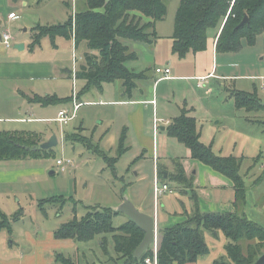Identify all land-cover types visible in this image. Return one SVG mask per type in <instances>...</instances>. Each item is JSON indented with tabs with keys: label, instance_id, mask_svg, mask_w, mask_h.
I'll use <instances>...</instances> for the list:
<instances>
[{
	"label": "rangeland",
	"instance_id": "rangeland-1",
	"mask_svg": "<svg viewBox=\"0 0 264 264\" xmlns=\"http://www.w3.org/2000/svg\"><path fill=\"white\" fill-rule=\"evenodd\" d=\"M87 1L26 0L15 2L14 0H0V34L9 32L12 37L11 44L32 41L33 28L39 25L54 26L63 24L68 19V15L86 10ZM180 1H166L167 15L157 23L158 33L161 37L152 48L147 46V50L157 58L158 64H161L163 58L165 62L172 58L175 61V68L186 73L194 70V55H188L186 58L180 59L172 53V36ZM66 3H69V7L66 6ZM12 11L19 16L14 22L9 21V14ZM212 33H215V31L208 33V40ZM43 42L47 45V49L52 50L50 48L52 43L49 38H45ZM68 45L70 44L67 42L63 44L64 51L61 49L60 52H64L63 56L70 54L69 67L67 68L70 69L72 50L66 51ZM84 51L85 48L81 47L78 56H84ZM129 64L130 62L127 63V65ZM219 66L225 68L227 73L240 77L232 81L221 80V87L218 80L192 81V84L187 82L169 84L166 80L158 81L155 88L156 94L157 85L165 81L166 83L161 84L159 88V96H163L166 92L170 95L168 100L162 101L159 99L160 107L163 108L160 114L164 118H172L171 112L173 111L171 108L174 106L170 101L180 104L182 100H189L191 104V99L194 100L193 104H196L197 112L195 115L198 129L201 132L202 143L207 146L211 145L217 156H233L240 160V175L245 182L246 204L240 208L238 207V213H245L250 220L264 227V165L262 164L264 157V109L259 112H248L245 108L238 109L235 106L234 98L231 96L233 90L247 93L256 90L260 102L264 103V80L261 79V77H264V33L257 37L253 45L244 42L239 52L219 54ZM153 73L152 70L150 75L156 79V74ZM68 80L72 87V81ZM66 82L67 80H65ZM198 83L201 84L200 87L197 85ZM82 84L84 82L79 80L76 89L80 90ZM140 85H142L141 90L145 92V82ZM112 87V84H108L105 86L104 92L93 89L84 94L82 102L95 103L82 104L81 109L76 113V118L67 126H62L56 122L48 126L33 124L37 132H45L46 135L51 136L56 135L59 143L53 148L54 157L33 160L36 162H33L31 166L24 164V167L28 166L32 169L41 167L44 171L43 175L22 180L17 188L19 193L13 194L19 196H13L11 206L6 211L8 212L7 216L11 219L12 234L3 233L10 237V242L14 239L19 248L26 245L28 249L36 242L34 245V250H36L38 245L46 244L47 239L51 234H55L62 224L71 221L75 215L78 218L83 217L89 209L88 207L113 208L116 210L124 198L131 200L139 211L144 212V210H147L153 216L156 215V210L160 217L166 216L168 213L173 215L176 213L182 216L185 210L188 211L187 203L192 200V189L185 188L184 185L171 180L168 183L172 192L160 197L155 202L153 161L148 157L146 160L141 159V152L136 148L133 147L134 149L119 158L114 172L106 160L93 153L94 147L87 148L80 141L64 140L66 133H79L81 131V134L88 138L90 145L96 146L110 157L116 156L119 135L118 131L113 130L115 126H113L110 118L117 111V108L105 103L113 99L110 92H106L111 90ZM72 108V104L65 107L69 111H72ZM161 115H158V117L163 119ZM81 126L85 128V131L77 129ZM109 129L114 131V135L108 134L106 139L101 142V137ZM31 130L33 131V129ZM174 141L172 142L174 145H170L169 148L165 149L164 146L161 149L160 146V153L163 155L162 163L166 165L168 171L171 172L170 174L175 173L178 163L182 166L183 164L182 160L175 161L176 166L171 171L168 166L173 165L169 158L181 156L180 154L186 149L179 142ZM57 159H70L72 164L66 166L63 171L62 167L57 165ZM137 159L139 161L134 164ZM29 160L31 161V159ZM146 174L147 177L145 178ZM180 187H183L188 195L182 193ZM221 191L223 192L221 198L225 200L229 193L225 190ZM53 197L66 199L63 208L59 201V203L52 204L50 202L42 207L39 206L43 199ZM120 200H122L121 203H119ZM190 207L192 209L193 206L190 205ZM43 209L46 210L47 214L44 213ZM23 210L22 221L20 220L19 223L13 221V217L17 213L23 212ZM127 220L128 218L121 214L114 219V226L118 227ZM204 233L210 250L207 255L199 257L195 264H215V261L226 257L225 246L228 244V239L222 231H218L217 234L209 231ZM106 237L105 250L102 248V240L95 238L89 242L75 241V244L60 247L55 249V252L63 253L66 257L72 258L76 264H100L110 258H116L112 235L109 234ZM158 239H160V236H158ZM254 242H241L243 252L246 253L248 246ZM158 245L159 241L157 247ZM152 248L154 249V246ZM39 255L45 259L47 264V254L39 253Z\"/></svg>",
	"mask_w": 264,
	"mask_h": 264
},
{
	"label": "trees",
	"instance_id": "trees-1",
	"mask_svg": "<svg viewBox=\"0 0 264 264\" xmlns=\"http://www.w3.org/2000/svg\"><path fill=\"white\" fill-rule=\"evenodd\" d=\"M23 2L26 0H14ZM167 0H88L87 8L70 14L66 22L54 26H36L33 28V42L30 50L40 46L45 38L51 40L56 48V40L74 39L76 46L86 43L88 51L84 65L76 76L86 84L81 90V96L93 89L102 91L105 84L120 82L124 96L133 98L141 83L156 84L159 79L151 77L152 69L137 73L127 67L128 62L140 59L139 54L131 49V43L153 45L159 39L156 23L167 15ZM69 7V3H66ZM249 17V23L239 26L244 18ZM220 32L217 37V54L239 52L243 43L253 45L257 37L264 33V0H181L175 20V30L172 36V53L180 59L189 54L206 51L208 33ZM131 42V43H130ZM92 52H97L93 54ZM154 80V81H153ZM141 82V83H140ZM154 82V83H153ZM141 89V88H140ZM238 109L245 108L248 112L264 109L255 92H239L233 90ZM30 102L42 106L63 105L71 102L69 98L55 96L42 97L35 95ZM190 111L182 110L166 128L169 137L183 144L191 153L192 159L211 167L234 183L235 205L240 208L246 204L245 182L240 175V160L236 157L217 156L212 146L201 141L197 119L189 115ZM66 141H80L87 148H93V153L108 162L115 172V165L127 151L126 131L120 138L116 156L110 157L90 145L88 138L79 133H66ZM41 133L33 131H0V161L10 160H41L55 156L54 150L34 151L43 143ZM158 176L162 181H174L185 188H194V178L186 175L184 167L178 163L175 173L166 178L163 169L158 167ZM194 192V191H193ZM194 212L187 220L160 230L158 245V264H189L195 263L199 257L209 253L205 240V231L217 234L222 231L228 239L225 246L226 257L215 261V264H254L264 252V227L250 220L245 214L236 213H203L198 207V198L192 195ZM66 202L63 197L43 199L39 206L52 202ZM86 214L62 224L55 232L56 239H72L77 242H89L95 238L102 240L105 250L107 235L111 234L116 258H110L100 264H146V259L154 257L150 248L140 259L134 258V252L145 237V232L132 221L127 220L120 226H114V219L122 213L113 208L88 207ZM44 213L47 214L46 210ZM23 212L13 217L19 222ZM0 231L10 229L11 219L1 214ZM255 241L243 252L241 242ZM56 264H76L72 258L56 253Z\"/></svg>",
	"mask_w": 264,
	"mask_h": 264
},
{
	"label": "crops",
	"instance_id": "crops-1",
	"mask_svg": "<svg viewBox=\"0 0 264 264\" xmlns=\"http://www.w3.org/2000/svg\"><path fill=\"white\" fill-rule=\"evenodd\" d=\"M11 13L14 12L12 11L10 14ZM9 21L14 22L15 20L9 19ZM157 23L156 30L158 33ZM219 34L220 32L218 33L216 30L215 33H212V36L208 40L206 51L199 52L197 54H189L190 56L194 55L195 66L193 72L188 71L184 73L183 71L176 69L175 61L172 58L168 59L166 62L163 58L161 64H158L157 58H155L152 52L147 50L148 45H144L142 43H131V49L139 54L140 59L130 62L127 67L132 68V70L136 71L137 73L145 71L146 68L150 67L154 71L153 74H156L155 78L157 77L158 79L160 76L156 73L157 68H170L172 79L166 80L169 84H181L184 82L192 84V81L203 82L208 80H218L220 83L219 86L221 87V80L232 81L240 76L227 73L225 68H221V66H219V54L216 52V43ZM2 35L0 34L1 37ZM158 35L160 38L161 35L159 33ZM43 40L40 46H37L32 51L30 50V45L32 44L33 40L29 42H23L25 45L24 50L18 51L15 49V45L22 42H15L11 47H6L2 43V39H0V44L3 45L0 47V131H32L31 129H33V132H37L33 124H45L48 126L52 125L54 122L58 123L56 119L62 110H68L65 109L67 105L71 106L72 104V111H68L70 115L75 113V117L71 120L73 121L76 118V113L81 109L82 104L95 103H91L89 101L82 102V98L84 96H81V90L86 84L84 81L82 88L80 90L76 89V84L79 81L76 74L80 67L84 65L85 55L87 52H89L87 44L81 43L76 46L73 38L70 40L58 38L56 40L57 47L55 48L52 45V47H50L52 50H49L47 49V45H45ZM66 42L70 44L67 46L66 51L69 49L72 50V64L70 65V69H67L69 67L68 61H70V54L63 56L64 52H60L61 49L64 51L62 46ZM157 42L153 45H156ZM153 45L148 47L152 48ZM81 47L85 48V51L84 56L79 57L78 52ZM92 53L97 54V52ZM67 78L72 81V87L68 83L69 80ZM263 78L264 77H261V79ZM65 80H67L66 83ZM164 83L166 82L162 81L157 85L156 94V84H151L150 81H148V83H145V92L139 88L137 92H134L133 98L130 99L124 96L122 93V86L119 82L111 83L113 86L112 89L106 91L110 92V95L113 96V99L105 103L117 108V111L113 113L110 121L112 122L113 126H115L113 130L118 131V141H120L123 132L126 131V147L128 148L127 152L136 148L141 152V159L146 160L147 157L149 159L151 158L153 161L154 180L155 175L159 174L158 167L163 169L165 178L171 173L168 171L166 165L162 163L163 155L160 153V146L161 149L164 148V146L165 149L169 148L170 145H174L172 142L176 140L168 136L166 131L167 125L163 124L157 135H155L154 132L153 120L155 111L157 114L159 113L158 115H161L160 111L163 110V108L160 107L159 99L165 101L170 97L167 92L163 96H159V88L161 84ZM106 85L108 84L104 85V88L101 92L105 91ZM197 85L199 87L201 86L199 83ZM35 95L42 97L55 96L62 99L69 98L71 99V102L63 105L42 106L30 102L29 98L32 99ZM166 95L168 96L166 97ZM153 101H156V105H153ZM193 101L194 100L191 99L192 105L189 103V100H182L180 104H175L170 101V103L174 106L171 108L173 111L171 112V115H173L172 118H164L162 115L161 117L171 122L180 116L182 110L186 109L187 111H190L189 115L197 119L195 115L197 113L196 104L194 105ZM75 104H79V108L76 110V112H74ZM70 122L62 126H67L70 124ZM25 127L29 129H26ZM77 129L85 131L83 126ZM114 131H112V129L106 131L101 137L100 141H104L108 134L114 135ZM37 133H41L45 141L51 137V135H46L45 132ZM179 144L181 143L179 142ZM181 145L184 146L183 144ZM180 155L181 156H177L172 159L169 158V161L173 166L168 167L172 171L176 166L175 161L182 160L186 175L189 178H194L195 189H192V195L193 193L197 195L198 207L201 212H238L237 209L239 208H237L235 205L236 194L234 183L229 178L213 170L211 167L201 163L200 161L192 159L191 153L187 148L184 149L183 153ZM138 161L139 160L137 159L134 164ZM33 162L36 161H33V159H31V161L29 159L0 161V215H8V212L6 211L11 206L13 196H19L13 194L19 193L17 188L22 180L31 178L33 176L35 177L38 175H43L44 171L41 167L36 169L29 168L28 166L24 167V164L31 166ZM52 174H54V172H52ZM146 177L147 174L145 178ZM162 183L169 185L168 181H162ZM221 190H225L229 193L225 200L221 198V193H223ZM180 191L188 195V192L183 187H180ZM121 201L122 200H120L119 203H121ZM187 204L189 212L185 210V213L182 216L176 213L175 215L168 213L166 216L164 215L160 217L157 214V239L158 236H160L159 233L161 229L186 221L188 216L194 212L195 206L193 198ZM190 205L193 206L192 209ZM144 212H146V214L152 215V213H149L147 210H144ZM3 232L12 234V224L10 229L5 228L0 231V264H46L45 259L39 255V253H46L48 262L47 264H54L55 255L56 253H59L55 252V249L75 244V241L72 239H56L55 235L51 234V236L47 239V243L44 245H38L36 250H34V245L36 242H34L32 247L28 249L26 245L19 248L16 241L13 239L10 242V237L4 235Z\"/></svg>",
	"mask_w": 264,
	"mask_h": 264
},
{
	"label": "water",
	"instance_id": "water-1",
	"mask_svg": "<svg viewBox=\"0 0 264 264\" xmlns=\"http://www.w3.org/2000/svg\"><path fill=\"white\" fill-rule=\"evenodd\" d=\"M249 23V17L246 16L239 26ZM0 39L2 37L0 36ZM25 45L23 43L16 44L15 49L18 51L24 50ZM264 106V103H262ZM58 137L52 135L47 141H44L40 145L33 147L34 151H47L53 149L58 145ZM117 212L124 214L128 220L136 224L141 230L145 232V237L141 244L134 252V258L140 259L150 248L154 246L157 241V219L156 215L152 216L141 212L137 209L134 203L128 198H124L122 203L117 207ZM254 264H264V254Z\"/></svg>",
	"mask_w": 264,
	"mask_h": 264
},
{
	"label": "built area",
	"instance_id": "built-area-1",
	"mask_svg": "<svg viewBox=\"0 0 264 264\" xmlns=\"http://www.w3.org/2000/svg\"><path fill=\"white\" fill-rule=\"evenodd\" d=\"M19 16L16 13H11L9 15V19L11 20H16L18 19ZM12 41V37L10 35L9 32H5L2 35V43L6 46V47H11ZM156 73L160 76L159 81L160 80H169L172 79L171 77V69L170 68H157L156 69ZM264 79V78H263ZM157 84V83H156ZM153 105H156V101L152 102ZM79 108V104H75V109L74 112H76V110H78ZM75 117V113H73V115H70L68 110H62L59 115L58 118L56 119V121L58 123H60L61 125L67 124L68 122H70L73 118ZM170 125L171 122L169 120H164L158 117L157 112L155 111L154 114V120H153V126H154V132L155 135H157L161 129L162 125ZM57 165L62 167V170L64 171L66 169V166L71 165L72 164V160L70 159H57L56 161ZM262 164L264 165V157L262 159ZM154 198H155V202H157L159 200L160 197H162L163 195L172 192V189L169 187L168 184L166 183H162L160 181V178L158 177V175H155V180H154ZM156 216H157V210H156ZM158 240L156 241V243L154 244V257L153 259L148 258L146 259V264H158Z\"/></svg>",
	"mask_w": 264,
	"mask_h": 264
}]
</instances>
